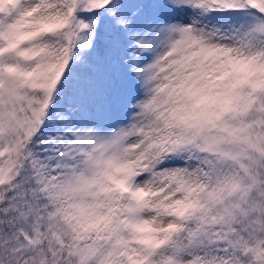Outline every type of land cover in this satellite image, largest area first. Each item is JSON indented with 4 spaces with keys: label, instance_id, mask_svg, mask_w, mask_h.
Masks as SVG:
<instances>
[{
    "label": "snow or ice",
    "instance_id": "snow-or-ice-1",
    "mask_svg": "<svg viewBox=\"0 0 264 264\" xmlns=\"http://www.w3.org/2000/svg\"><path fill=\"white\" fill-rule=\"evenodd\" d=\"M0 264H264V0H0Z\"/></svg>",
    "mask_w": 264,
    "mask_h": 264
}]
</instances>
